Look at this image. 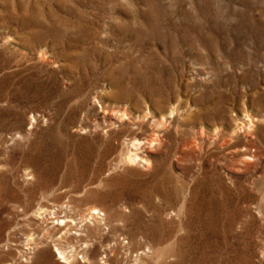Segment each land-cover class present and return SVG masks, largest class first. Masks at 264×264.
Returning <instances> with one entry per match:
<instances>
[{
    "label": "rangeland",
    "instance_id": "rangeland-1",
    "mask_svg": "<svg viewBox=\"0 0 264 264\" xmlns=\"http://www.w3.org/2000/svg\"><path fill=\"white\" fill-rule=\"evenodd\" d=\"M66 263L264 264V0H0V264Z\"/></svg>",
    "mask_w": 264,
    "mask_h": 264
},
{
    "label": "bare ground",
    "instance_id": "bare-ground-1",
    "mask_svg": "<svg viewBox=\"0 0 264 264\" xmlns=\"http://www.w3.org/2000/svg\"><path fill=\"white\" fill-rule=\"evenodd\" d=\"M246 119L248 120V121H250V122H252L251 121V119L249 118V115H247L246 116ZM249 122V123H250ZM134 143V142H133ZM140 144H142V142L141 141H138V140H135V143L133 144L134 146H138V145H140ZM136 153V152H135ZM132 154V155H129V157H128V160L127 161H129V163H133V162H135V161H137V160H141L142 158L141 157H139L138 156V154L136 153V154ZM138 162V161H137ZM42 210V209H41ZM98 211V209H96V208H93L92 209V214H91V216H93V214H95L96 212ZM45 212V211H44ZM41 213V212H40ZM99 213V212H98ZM56 214V213H55ZM42 215H43V213H42ZM97 215V214H96ZM91 216H89V217H91ZM100 217V216H99ZM58 219V224L60 223V222H63V223H65L64 225H62L61 227H64V228H68L67 230L69 231L70 230V227H71V224H74L75 223V221L76 220H72L71 218L69 219H67V218H64V220L63 221H59V219L60 218H57ZM67 219V220H66ZM84 219L86 220V218L84 217ZM99 219V218H98ZM90 221L92 220V218L91 219H89ZM96 220V219H95ZM103 220V219H102ZM89 221V222H90ZM83 223H86V222H83ZM93 224V223H92ZM94 225V224H93ZM97 225V224H96ZM74 226V225H73ZM86 226V225H85ZM82 227V226H81ZM88 227H90V226H88ZM87 228V227H86ZM97 228V227H96ZM61 229V228H60ZM71 229H73L72 227H71ZM84 230V229H83ZM66 231V230H65ZM81 231H82V229H81ZM77 232V231H76ZM84 232V231H83ZM69 233V232H68ZM88 233V232H87ZM91 233V232H90ZM95 234L97 233V232H94ZM67 234V233H66ZM77 234V233H76ZM97 234H100V233H97ZM70 235V234H69ZM83 235H85L84 233L81 235V236H83ZM79 236V235H78ZM92 236V235H91ZM90 236V237H91ZM87 237V236H86ZM63 238V237H62ZM95 238V237H94ZM93 238V239H94ZM31 240H33V239H31ZM34 241V240H33ZM32 241V242H33ZM29 242V241H28ZM30 243V242H29ZM78 244V243H77ZM84 244V243H83ZM81 245V244H80ZM79 245V246H80ZM86 246V245H85ZM88 246H90V245H88ZM60 247H62V246H60ZM73 247V246H72ZM76 247V246H75ZM74 247V248H75ZM86 248V247H85ZM89 248V247H88ZM80 249H83V248H81L80 247ZM30 250V249H29ZM72 250V249H71ZM57 251H58V254H59V256H60V260H62V263L64 262H70L71 263V261H68L69 260V257H68V254L66 253V251L64 250V249H61V248H57ZM87 251V250H86ZM69 252V251H68ZM79 253V251L76 253L77 255H79L78 254ZM69 254H70V252H69ZM87 254V253H86ZM89 254V253H88ZM73 255V254H72ZM76 255V256H77ZM71 256V255H70ZM76 256H74V257H76ZM73 257V258H74ZM88 258V257H87ZM74 260V259H73ZM91 260V259H90ZM89 262V261H88ZM69 263V264H70ZM67 264V263H66Z\"/></svg>",
    "mask_w": 264,
    "mask_h": 264
}]
</instances>
